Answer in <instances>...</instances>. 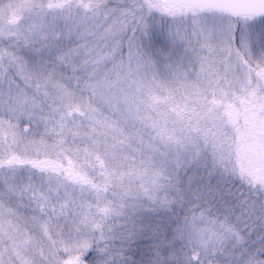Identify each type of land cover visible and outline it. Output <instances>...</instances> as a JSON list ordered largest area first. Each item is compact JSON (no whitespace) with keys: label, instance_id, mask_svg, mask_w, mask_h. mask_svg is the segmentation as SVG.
I'll return each instance as SVG.
<instances>
[{"label":"snow or ice","instance_id":"6c2138e0","mask_svg":"<svg viewBox=\"0 0 264 264\" xmlns=\"http://www.w3.org/2000/svg\"><path fill=\"white\" fill-rule=\"evenodd\" d=\"M0 264H264V0H0Z\"/></svg>","mask_w":264,"mask_h":264}]
</instances>
